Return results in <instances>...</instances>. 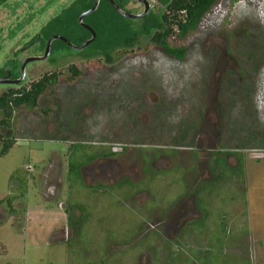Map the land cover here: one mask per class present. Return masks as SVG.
Segmentation results:
<instances>
[{
  "label": "rangeland",
  "instance_id": "374dc122",
  "mask_svg": "<svg viewBox=\"0 0 264 264\" xmlns=\"http://www.w3.org/2000/svg\"><path fill=\"white\" fill-rule=\"evenodd\" d=\"M77 1L0 5V76L19 75L25 59L42 57L45 47L32 42ZM146 1L150 13L129 21L138 35L123 47L104 54L51 47L47 60L27 65L25 83L0 87L1 96L61 75L36 110H17L14 127L0 128L16 142L0 158V264H264V0L219 3L195 31L171 40L185 48L184 61L151 41L165 28L168 0ZM71 67L81 75L73 78ZM219 91L226 92L220 100ZM69 150L76 168L94 152H115L93 159L85 182L130 181L128 199L126 186L68 189ZM232 152L244 173L235 177L225 167L211 182L218 154L236 167ZM101 166L117 172L106 177ZM53 169L58 201L42 187ZM68 196L71 205L85 201L84 215L74 210L73 221L64 212Z\"/></svg>",
  "mask_w": 264,
  "mask_h": 264
},
{
  "label": "trees",
  "instance_id": "16d2710c",
  "mask_svg": "<svg viewBox=\"0 0 264 264\" xmlns=\"http://www.w3.org/2000/svg\"><path fill=\"white\" fill-rule=\"evenodd\" d=\"M7 0H0V5ZM96 0H78L63 14L52 21L45 29L41 31L42 46L52 36L59 35L66 38L73 45L79 46L91 39V34L78 22L81 13L89 11L94 6ZM115 4L121 9L128 0H113ZM223 0H168L166 3V10L161 15V20L165 26L163 31H155L152 35L151 41L154 45L167 57L184 61L186 58L185 48L172 46L171 40L176 38H185L189 33L195 31L200 22L209 14ZM239 1V0H232ZM129 21L119 15L110 4L103 0L99 4V8L86 17L83 21L87 26L93 29L96 34V39L86 49L87 52L102 54L111 52L116 48L123 47L124 43L137 36L129 25ZM149 24V23H148ZM71 50L65 43L55 41L52 44V51H55L56 46ZM252 46H249L250 48ZM247 56L252 54L250 51ZM247 51V50H246ZM251 52V53H250ZM70 72L73 78L80 76V72L76 67H71ZM59 73H51L43 75L39 80L34 81L28 88L8 89L0 96V111L3 113V118L0 119L1 129H12L14 127L13 114L17 110L34 111L39 106V101L59 84ZM72 79V78H71ZM5 142H4V141ZM0 141L2 142V149L0 151V158L6 156L15 145L13 139H4L0 134ZM237 161L236 167H231L227 164V159L220 153L221 156L216 159L214 179L221 180V170L225 167L233 173L235 177L242 175L245 171L242 157L236 153H230ZM94 154L86 156L87 162L93 160ZM73 165V164H72ZM73 169L71 168V173ZM12 199L9 198V201ZM198 224V223H197Z\"/></svg>",
  "mask_w": 264,
  "mask_h": 264
},
{
  "label": "flooded vegetation",
  "instance_id": "af4514ba",
  "mask_svg": "<svg viewBox=\"0 0 264 264\" xmlns=\"http://www.w3.org/2000/svg\"><path fill=\"white\" fill-rule=\"evenodd\" d=\"M101 1H103V0H101ZM100 1V2H101ZM106 1V0H105ZM129 2L128 3H134V4H139V5H142L143 6V11L141 12V13H139V14H133V15H142L144 12H145V7H144V4L143 3H140V2H132L131 0H128ZM96 2V1H95ZM108 2V1H107ZM99 8V7H98ZM122 10H124L123 8H122ZM85 12H87V11H85ZM85 12H83V13H85ZM126 12V11H125ZM83 13H81V14H83ZM127 13H129V12H127ZM149 13H150V9H149V12H148V14H146V16L145 17H143V18H141V19H138V20H130V21H133V22H140V21H142V20H144L148 15H149ZM132 14V13H131ZM91 16V15H90ZM87 17H89V16H87ZM79 20V19H78ZM84 20H85V18H84ZM83 20V21H84ZM128 20V19H127ZM84 23V22H83ZM85 24V23H84ZM86 25V24H85ZM89 27V26H88ZM53 37V36H52ZM42 39H43V37H42V35H39L38 36V38L35 40V41H33L32 43V46L31 47H34V45H36V43H40V41H42ZM47 42H48V40H47ZM47 42L45 43V45H47ZM42 43V42H41ZM30 47V48H31ZM52 47V46H51ZM29 48V49H30ZM70 48V47H69ZM28 49V50H29ZM45 49H46V46H45ZM71 49V48H70ZM72 50V49H71ZM72 51H74V50H72ZM24 52V51H23ZM45 52V51H44ZM75 52H77V53H80L81 51H75ZM43 55H44V53H43ZM24 62V61H23ZM21 66H22V63H21V65H20V72H19V75H15V74H12V73H10L8 70H4L3 72V76H0V81H4V80H18L19 78H21ZM25 81H26V79H25ZM25 81L23 82V83H25ZM22 83V84H23ZM33 83V82H32ZM21 85V84H20ZM20 85H7V84H0V87H16V86H20ZM221 90V89H220ZM220 91H219V94H218V96H219V100H220ZM226 94V92L224 93V94H222L221 93V95H222V97L224 96ZM218 108H220V103L218 102ZM220 116V115H219ZM222 117L220 116V120H222L221 119ZM222 124V123H221ZM220 129V128H219ZM222 134H221V131L219 132L218 131V134H217V136L218 137H220ZM74 136H76V134L74 135ZM102 144H103V142H102ZM101 146H104V145H101ZM111 150V149H110ZM70 151L71 150H69V153H68V156H67V172H66V174H65V185H66V187L68 186V189H71V191H73L74 192V189L75 190H77V187H76V185L78 186V187H80V186H82V188H83V186H85V187H88V188H90V189H97L99 192H102L103 190H109L110 191V189H114V188H116V187H118L121 191H122V189H121V187H125L126 186V188L123 190V191H125V196H124V198H126L127 197V199H128V193H129V191L131 190V187L133 186V184L130 182V181H127V182H125L124 184H122L121 186H119V185H116V184H114V185H111V186H107V185H97V186H93V185H88V184H86V182H85V177L86 176H84V173L86 172V169L89 167V166H91L90 164H91V162H92V160L91 161H89V162H87V164H84V163H79L80 165L79 166H77V168L74 166V165H72V162H71V159H72V156L70 155ZM109 151V150H108ZM100 152H102V150H100ZM109 152H111V151H109ZM96 153H98V154H96ZM115 154V152L113 153V152H111V153H107V154H105V155H114ZM94 155H95V157H94V159H97V158H100V157H102V156H105L104 154H100L99 152H94ZM56 157V156H55ZM86 157V156H85ZM56 159H57V157L54 159V163H55V161H56ZM53 163V164H54ZM51 165V167L52 168H56V165L54 164V165ZM59 166H60V164H58ZM89 165V166H88ZM58 167V166H57ZM61 167V166H60ZM71 168L73 169V172L71 173ZM115 169H112L111 167H105V166H101L100 168H98L100 171L102 170V173L103 174H105V175H107L106 177H110L109 176V174H111V175H113V174H115L117 171H116V167H114ZM58 169V168H57ZM110 170V171H109ZM61 171V170H60ZM61 173V172H60ZM217 173V172H216ZM161 174L162 175H166V171H164V172H161ZM55 175H56V173H55V169H53L52 170V174L51 175H49V177L47 178V181H45V182H43V184H42V187L44 186V190H45V192L47 191V192H50V194L52 195L51 196V198L50 199H55L54 201H58V199H59V197H60V193L57 191V190H55V186L56 185H58V182H57V178H55ZM94 175H96L97 176V178L98 179H101V177L98 175V173H97V171H93L92 172V177L94 178ZM212 176V180H211V182L213 181V178H214V174H212L211 175ZM60 177H61V175H60ZM112 177H114V176H112ZM54 179H56V181H55V183H54ZM62 179H63V176L61 177V181H62ZM108 179L109 178H107L106 180L108 181ZM210 182H208V183H206V184H208L209 186H210V184H209ZM54 184V185H53ZM61 184V183H60ZM203 184H205V183H203ZM203 186H205V185H201L200 187H199V189H198V193H200V191H203V192H205V189L204 190H201V187H203ZM102 188H107V189H103L102 190ZM112 192H113V190H112ZM132 195L130 194V197H131ZM71 198V197H70ZM69 198V196L66 198V200H67V203L66 204H64L63 206H65V208H64V212L67 214V216H68V220L69 221H73L71 218H72V214H73V212H74V210H78L79 212L82 210V211H84L83 209H84V204H82V202H85V201H83V199H81V201L79 202L78 200H77V202H75L74 204H76V205H71V203H70V199ZM87 200H88V198H86ZM126 201V200H125ZM197 201H198V204H197ZM199 202H201V200L200 199H197V197L195 196V204L197 205V207H198V205H199ZM127 205V204H126ZM80 214H82V215H84L83 214V212H80ZM87 216H89L90 217V215L89 214H87L86 216H84V218L85 217H87ZM202 217L203 216H201V219L200 220H202ZM204 218V217H203ZM87 219V218H86ZM86 219H84V220H86ZM90 219H94V217L93 216H91L90 217ZM190 230H191V233L192 234H196L197 232H196V223H195V221H192L191 223H190V228H189ZM78 233H81V231H79ZM69 237H70V235H69ZM83 260V259H82ZM82 260H80L79 262H82ZM91 263V262H90ZM89 263V264H90Z\"/></svg>",
  "mask_w": 264,
  "mask_h": 264
},
{
  "label": "water",
  "instance_id": "95a60500",
  "mask_svg": "<svg viewBox=\"0 0 264 264\" xmlns=\"http://www.w3.org/2000/svg\"><path fill=\"white\" fill-rule=\"evenodd\" d=\"M101 0H96L94 6L92 7V9H90L89 11L81 14V16L79 17V24L81 26H83L87 31L90 32L91 34V39H89L88 41H86L85 43H83L82 45L79 46H75L73 45L70 41H68L66 38L59 36V35H55L53 37H51L46 45V49L44 52V55L42 57H30L25 59V61L22 63L21 66V78H19L18 80H4V81H0V84H7V85H20L22 84L25 79H26V73H25V69L27 67V65L29 63L32 62H41V61H45L47 60V58L49 57L50 51H51V46L55 41H61L63 43H65L68 47H70L72 50L74 51H83L84 49H86L91 43H93L96 39V34L93 31L92 28L88 27L87 25H85L83 23L84 18H86L87 16H90L91 14H93L99 7ZM108 1V3L110 4V6L119 14L121 15L123 18L128 19V20H138L141 19L143 17L146 16V14H148L149 9H150V5L146 0H131L132 2H140L144 4L145 7V12L142 15H133L131 13H127L124 10H122L120 7H118L115 2L113 0H106ZM30 46H28L26 50L29 49Z\"/></svg>",
  "mask_w": 264,
  "mask_h": 264
}]
</instances>
